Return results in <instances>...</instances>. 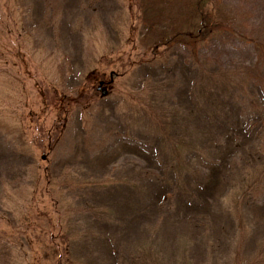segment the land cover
<instances>
[{
    "label": "rangeland",
    "instance_id": "374dc122",
    "mask_svg": "<svg viewBox=\"0 0 264 264\" xmlns=\"http://www.w3.org/2000/svg\"><path fill=\"white\" fill-rule=\"evenodd\" d=\"M150 2L0 0V264H264V0Z\"/></svg>",
    "mask_w": 264,
    "mask_h": 264
},
{
    "label": "trees",
    "instance_id": "16d2710c",
    "mask_svg": "<svg viewBox=\"0 0 264 264\" xmlns=\"http://www.w3.org/2000/svg\"><path fill=\"white\" fill-rule=\"evenodd\" d=\"M153 2H155L156 4L150 2V4L160 7V5H164V7L168 6L171 4V2L173 0H151ZM209 0H195L194 3V11L196 13V15L200 18V26L197 30L195 31H191V32H186V33H182L179 32V30L176 31H172V28L169 29V35H166L168 32L166 33H160L157 36L154 34V32H151L152 30H154L153 28L156 27L157 24L152 23L151 21L147 20L146 22L141 21L144 30L146 31V33H150L153 35L154 40H153V47L151 49V53L155 54L158 50V48H168L169 46H172L174 44L177 43H181L185 46H190L193 47L191 49L192 53H195V47L198 45V43L200 41H202L203 39L208 38V36L214 32L213 30V21L210 18V16L206 13L205 11V7H206V3H208ZM159 5V6H158ZM168 10V8H167ZM173 32V33H172ZM165 37H161L164 36ZM133 66L130 65L129 69H131ZM111 83V80L109 82V84ZM108 84V85H109ZM88 94H86L85 96H87ZM52 231H48V237L49 240H51L54 244L56 243L57 238H60V234L54 235L51 234ZM58 241V240H57Z\"/></svg>",
    "mask_w": 264,
    "mask_h": 264
},
{
    "label": "water",
    "instance_id": "95a60500",
    "mask_svg": "<svg viewBox=\"0 0 264 264\" xmlns=\"http://www.w3.org/2000/svg\"><path fill=\"white\" fill-rule=\"evenodd\" d=\"M102 85H103L102 83L99 84L98 90L102 87ZM105 95H106V91L103 90L101 96H105Z\"/></svg>",
    "mask_w": 264,
    "mask_h": 264
}]
</instances>
